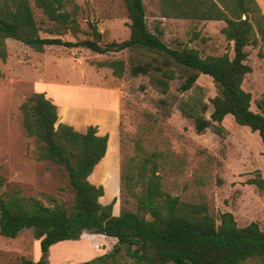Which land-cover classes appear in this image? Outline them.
Wrapping results in <instances>:
<instances>
[{
	"label": "trees",
	"instance_id": "1",
	"mask_svg": "<svg viewBox=\"0 0 264 264\" xmlns=\"http://www.w3.org/2000/svg\"><path fill=\"white\" fill-rule=\"evenodd\" d=\"M123 2L129 36L99 46V53L129 51L130 74L149 76L162 93L175 78L180 79V91L193 89L178 108L193 120L197 132L211 126L222 134L221 121L230 114L237 124L257 132L264 144V114L250 109L251 93L242 87L245 75L251 72L245 46L264 45V14L256 0H158L164 18L224 21L220 32L232 41L231 57L227 52L201 56L197 48L186 45L170 47L161 31L148 26L142 0ZM79 12L75 0H0V59L7 57V38L37 52L48 46H76L63 36L83 32ZM89 26L87 34L94 41L101 40L96 26L91 22ZM258 55L264 57V51L259 50ZM93 63L110 68L115 77L125 70L122 58ZM199 74L210 76L216 87L209 99V118L205 117L203 92L194 87ZM255 105L264 107V92ZM19 110L26 135L35 141L36 158L55 163L65 173L73 196L66 207L45 194L46 203L35 196L8 192L0 172V234L16 237L30 229L42 253L35 261L21 257L18 264H47L51 245L78 239L84 232L114 238L115 243L108 252L81 264H122L117 258L121 251L133 264H242L252 258H260L264 264V231L257 222L238 226L233 214L226 211L216 223L205 202L183 201L162 189L157 174L161 152H149L137 144L138 152L128 157L120 174L121 187L134 199L136 209H121L114 215V199L102 204L103 187L89 180L103 159L108 134H98L95 125L79 131L59 121L57 106L45 92L29 94ZM248 182L260 189L264 186L261 177Z\"/></svg>",
	"mask_w": 264,
	"mask_h": 264
},
{
	"label": "rangeland",
	"instance_id": "2",
	"mask_svg": "<svg viewBox=\"0 0 264 264\" xmlns=\"http://www.w3.org/2000/svg\"><path fill=\"white\" fill-rule=\"evenodd\" d=\"M75 1L80 6L78 19L83 32L63 38L76 42V46H48L37 52L16 40H5L7 57L0 59V172L6 180L3 189L25 197L35 196L46 203L45 194L69 207L73 193L66 175L55 163L36 158L35 141L25 133L19 104L32 92L44 91L59 103V121H81V112L70 109V105L110 107V98L103 89L107 88L116 90L119 97V152L114 153L116 133L112 132L106 154L89 180L103 187L101 201L109 203L114 199L112 212L136 209L134 199L121 187L120 174L128 157L138 152V144L149 152H161L157 174L165 192L183 201L205 202L216 223L220 214L228 211L238 226L255 221L264 231V186L260 189L248 182L256 177L264 179V144L258 133L237 124L230 114L221 121L222 134L211 126L197 132L193 120L178 108L179 102L194 92L180 91L179 78L170 81L167 91L162 93L149 76L130 74L129 51L99 53L83 44L84 40L94 41L87 34L90 22L102 34L101 40L94 41L98 46L128 38L123 0ZM142 1L148 26L153 30L158 23L162 38L170 47H194L201 56L224 52L232 56V41L220 32L224 21H163L156 18L158 0ZM245 50L251 72L245 75L242 87L251 93L250 109L264 114V107L259 109L255 105L264 92V57L258 55L259 50L264 51V45H247ZM113 58L125 61L121 77L113 76L110 68L93 63ZM194 87L203 92L207 104L205 117L209 118V99L216 94L212 78L199 74ZM77 242L79 239L54 243L49 248L47 264H81L104 254L103 243H96L94 251L81 256L82 248ZM41 255L39 240L30 229L22 230L16 237L0 234V264H18L21 257L37 260ZM117 258L122 264L134 263L123 251ZM242 264L261 262L260 258H252Z\"/></svg>",
	"mask_w": 264,
	"mask_h": 264
},
{
	"label": "crops",
	"instance_id": "3",
	"mask_svg": "<svg viewBox=\"0 0 264 264\" xmlns=\"http://www.w3.org/2000/svg\"><path fill=\"white\" fill-rule=\"evenodd\" d=\"M256 2L258 3L259 7L261 8L262 13L264 14V0H256ZM156 12H157L156 18L163 20V21L168 20V21L173 22V21H185L186 20V19H172V18L161 17L160 13H159L158 4H157ZM209 21L219 23L221 20H209ZM154 28L158 29L159 31H161L163 33V30L159 26L158 23H156ZM103 89L107 92L106 94H108V97L110 98V102H111L110 107H98V108H96V107H83V106H78V105L72 107L70 105V107H69L70 109L78 110L79 112H81L82 120L77 121V120L71 119V120H65V121H66V123L72 125L75 129H77L79 131H84L88 125H95L97 127V133L98 134H105V133L108 134L107 146H108L110 134L112 132H113V135L116 133V138L115 139L113 138L114 139V146H115V152L114 153L118 154V152H119V148H118L119 139H118L117 127H118L119 119H120V109H119V105H118V103H119L118 92L116 90H114V91L111 90L112 91L111 92L107 88H103ZM40 92H44V91H40ZM46 96H47V94H46ZM48 97H50L52 99V101L56 104L57 111H58L59 110V103H57L51 96H48ZM107 146H106V151H107ZM106 151H105V154H106ZM102 197L103 196H101L99 198V201L102 204H106L105 200L101 201ZM112 213L114 215L118 214V212H112ZM78 239H79V242H77L75 244H77L80 249L82 248V250L79 251V255H81V256L89 255L90 252L94 251V249L92 248L93 244L95 245L96 243H103V244H101V247H102L101 249H103L104 253H106L109 250H111L113 244L115 243L114 238H110V237L107 238L106 236H104L102 234H90V233H85V232L82 233V235ZM32 260L35 261L36 259H32Z\"/></svg>",
	"mask_w": 264,
	"mask_h": 264
},
{
	"label": "water",
	"instance_id": "4",
	"mask_svg": "<svg viewBox=\"0 0 264 264\" xmlns=\"http://www.w3.org/2000/svg\"><path fill=\"white\" fill-rule=\"evenodd\" d=\"M83 44L94 52H99V46L92 40H84Z\"/></svg>",
	"mask_w": 264,
	"mask_h": 264
}]
</instances>
